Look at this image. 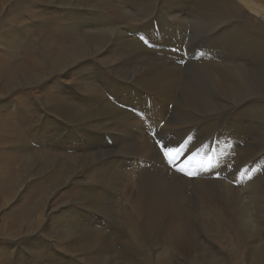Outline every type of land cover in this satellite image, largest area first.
<instances>
[{"label":"bare ground","instance_id":"1","mask_svg":"<svg viewBox=\"0 0 264 264\" xmlns=\"http://www.w3.org/2000/svg\"><path fill=\"white\" fill-rule=\"evenodd\" d=\"M67 1L69 2V0ZM160 1L124 0L123 2L128 5L132 14L142 20L146 13L154 21H161V8L168 9L170 17H166L161 21L163 32L168 31L170 24L184 25L189 21L183 20L182 14L178 12L181 10L172 8L173 4L180 7L179 1L181 0L177 2L166 0L162 3ZM237 1L256 13L262 11L261 6L255 0ZM55 2L51 5L52 7L64 5L63 0H55ZM10 4L12 5H9L8 10L0 9L1 12L7 10V15L13 12V17L15 9L18 12L25 9L22 0H13ZM68 6L88 10L95 8V14L99 17L97 23L91 26L82 23L79 30L85 29L84 35L80 36L77 41L72 40L56 44L55 47H53L55 42L47 43L44 36L41 37L38 44L34 45V57L37 59L36 64L39 66L36 72L31 70L33 71L32 74L28 73L27 70L30 69L25 67L24 64L19 68L17 67V73L13 76L14 79L10 80L12 84H10L6 93L2 96L0 91V99L6 100L7 98L3 97L11 91V88L12 90L29 86L33 88L39 85L42 90H45L46 83L50 78L64 74L66 70L67 73L69 70L71 74H83L86 79L99 82L102 90L96 88L91 92H87L89 89L85 88V83H75L82 90L83 97L90 108L71 104L66 102L67 99L63 101L59 97L54 98L56 96L50 97L55 102L48 103L44 100L40 102L41 104L39 103L41 110L47 112L45 113L47 114L46 124L51 126L48 134L44 133V126L34 130L39 143L45 138L48 141L56 139L55 135L51 133L52 126L61 129L63 124L65 126L69 125L66 128L67 133L61 134L57 140H61L62 143L66 142L65 144L69 147L79 148L85 154L71 160H64L63 156L56 153H53L50 156L51 158H40L39 153L32 151L33 147L30 146L28 139L20 138L17 141V146L21 148L20 152H22L20 159H27L21 167L17 180L13 175L7 178L5 174H0V196L5 192L1 188L6 190L8 196L4 195L0 198V211L5 206H9L17 197L22 201L23 194L26 193H24L25 188H30L34 179L50 175V171L53 172L54 170L56 171L53 174L61 173L55 183H52L49 187V195L38 200L33 209H26L25 213H22L20 217L22 219L19 220L16 228L11 229L9 227L10 222L6 224V230L1 232L5 235H0L8 241H16L24 236L29 237L35 232H39L37 230L40 229L42 233L37 237L42 236V238H34L32 241L31 236L27 241L29 247L26 249L23 243L20 246H17L16 242L4 243L5 249L8 252L16 253L19 260L28 264L30 263L29 256H32L33 260L37 258L36 251L32 249H37L38 253L47 254L48 259H50V254L59 252L60 261L66 260L64 256L70 258L76 256L74 254L81 253L79 264H143L149 263L142 253L150 245L152 249L161 248L162 252H168L171 249L177 255V258H183L187 264H218V261L215 260V257H212L209 250L212 246H216L215 249L217 248L218 251H216L219 253H217L218 259L222 264H231L233 260L236 262L234 264H243L241 255L242 258L246 256L245 260L249 264H264V35L261 32L264 25L262 27H250L243 22L239 23L233 15L231 16L232 9L229 8L225 0H192L189 10L196 22V24L194 23L195 29L192 28L194 31H192L193 39L191 43L195 52L202 48L198 43V39H205L207 29H211L209 23L218 25L230 20L233 24L219 33L218 42L213 50H210L212 54L215 52L222 53L218 56L219 59L217 57V62L214 64L206 57L205 61L201 60V66L191 68L192 70L185 79L179 74L180 63L175 58L180 54H176L178 52L175 53L171 47H168L167 51L175 55V57L170 58L176 62V65L173 67V64H167L168 67H163L164 64L160 62L157 63L160 64L159 68H155L153 56L156 52L162 50H156V46H152L150 42L157 45V47L163 45V43L153 36L143 35L150 41L151 47L149 48L141 37V32L152 27L153 22L145 20L142 25H129L132 31L136 30V33L131 30H121L120 27L102 28L94 31L92 28L104 25L100 23V18L106 17L105 13L101 11V8L106 7L105 0H75L73 3H68ZM111 7L115 9L117 6ZM156 8L159 9L157 12L155 11ZM45 10L46 12H55V14H59L61 11L58 6L45 8ZM1 12L0 16L2 15ZM65 12L68 13L67 18H65L68 19V23L62 26L66 30H72L70 26L76 25V15L73 10H65ZM30 13L22 14L27 15ZM141 13H144V15L142 16ZM22 14L20 17H23ZM188 16L190 17V14ZM85 17L87 16L83 18ZM36 22V19H34V22L29 23L26 20L23 22L21 20L14 21L12 28L8 26L3 31L2 35L5 36L4 46L2 44L0 47L5 50V55L13 57L19 53L26 37L33 31L32 26H37ZM152 32L155 31L152 30ZM50 34L52 35L51 32ZM230 42H234L236 47L225 45ZM109 53L114 54V57ZM243 53H246L247 57L243 65L236 64V66L230 67L227 64V61H234L242 57ZM200 56L203 58L202 55ZM201 57L199 58L201 59ZM94 58H100L102 63L94 61ZM36 59L32 61H36ZM30 60L31 58H29ZM259 62L261 63L258 65ZM93 69L97 70L93 72ZM260 70L262 73L259 72ZM9 72L4 69V76L1 75V78L6 79L9 77ZM11 73L14 74V72ZM51 82L55 83V81ZM152 90L158 92L152 104L145 107L143 103L137 102L144 100L147 92ZM178 90L181 92L179 97L176 96ZM15 91L18 92V90ZM46 96L43 98H46ZM75 98L78 101L80 100V96ZM259 100H263L260 101L262 103ZM170 104H173L172 108ZM13 106L16 105L13 104ZM232 106L236 108L228 118H225L228 111L227 113L224 111L230 110ZM20 108L21 114H25L27 106L25 108L20 106ZM144 110H148V117L159 119L156 124L147 125V121L142 115ZM171 116H173L172 120ZM204 118L211 122L206 127V134L211 133L215 126L214 123H217L219 127V134L215 139L218 146L209 155L211 161L220 162L223 165L230 163L234 156L238 155L235 153L239 150L238 137L240 136L243 144L241 157L245 162L243 165L246 167L251 166V159L253 160L252 163L254 162V167L247 168L245 172L243 171L242 177L235 174L240 182L236 184V181L233 180L232 183H235V185L229 184L230 187H228L225 196L223 195L224 191L218 187L212 190L205 187L201 194V205L200 201H195L189 196L187 201L186 198L182 200L179 194L180 188L188 186L193 181L189 179L191 173H187L186 176L184 173L174 171L175 187L166 183L164 173L172 172L170 164L177 160V156L175 155V160L169 153L171 149L169 151L161 147L165 153H167L166 151L169 153L165 155L164 161L155 144L157 145L156 141L160 136L166 133H177L181 126L193 124ZM84 122L90 125H99V128L97 130H84L75 127ZM161 122H164V124L161 125ZM40 125L42 126V123L35 126ZM114 131L120 132L119 140L115 137ZM81 132L82 134L85 133L84 141ZM90 132H101L102 139L94 137ZM117 140L122 144L128 142L124 145L128 151L125 150L124 146H121L120 150L116 152L114 144L117 143ZM99 146H101V150L95 152V149ZM165 162L167 166L164 167ZM89 165H91L90 168ZM85 167L89 168L85 174L87 180H84V183H88V185L85 186V190L83 189L75 197V201L88 208L86 213L79 212L82 206L72 207V205H69L68 203L71 201L61 202L62 204L57 206V203L50 202L51 195H54L51 192H59L71 181L76 180L74 179L75 176ZM255 167H258L257 171H255ZM6 168L9 169L0 165V173ZM201 171L195 169V176L199 178ZM11 173L13 174V172ZM203 177L206 179V176ZM221 180L223 181V179ZM215 182H217L216 179ZM203 184L205 183L203 182ZM209 184L212 185L211 179ZM76 189V192L81 190L80 188L78 191ZM66 192L68 191L66 190ZM77 213L83 219H77L79 223L75 224L76 217L74 215ZM92 214H95L98 218L93 219ZM4 219H6L5 216ZM53 220L59 222L62 228L49 230L48 227L53 223ZM11 226L13 225L11 224ZM23 226L34 229L18 235ZM240 230L242 237H239L238 242L242 243V239L246 238L248 243L241 255L238 251L239 244L236 245L233 243L235 241H231V239H236ZM53 239L58 244L60 243L59 245H65L66 243V248L57 247ZM134 252H138L140 256L136 260L133 258Z\"/></svg>","mask_w":264,"mask_h":264},{"label":"rangeland","instance_id":"2","mask_svg":"<svg viewBox=\"0 0 264 264\" xmlns=\"http://www.w3.org/2000/svg\"><path fill=\"white\" fill-rule=\"evenodd\" d=\"M12 1L13 0H0V9H7L8 10L9 5H12V4H10V3H12ZM48 1H49V3H48ZM51 1H52V3H51ZM74 1L75 0H69V2H68L67 0H63V4L64 5H61V6L60 5H55V6H58L60 8V10H61L59 14L58 13L55 14V12H46V10H45V8H53V7H55V6H53V7L51 6L52 4L56 3L55 0H25V1L22 0V2H24L25 9L23 11H19V12L15 9V15L13 17H12L13 12H11L9 15H7V13H6L7 10H4L3 13L0 10V12L2 13V15L0 16V43H1L0 45L3 44L2 46H4V39H5V36L2 35L3 31L8 26H10V28H12L14 21H20L21 20V22H23L24 20H26L29 23V22H34V19L37 20V22H36L37 26H32L33 31L30 33L29 36L26 37L25 43L20 48L19 53L17 54L18 56L15 55L13 57H9L8 55H5V50L0 47V91L2 93V96L6 93V90L8 89L10 84H12V82L10 80L14 79L13 76L17 73L16 70H18V68L20 66H23L22 64L26 65L25 67L30 69V70H27L28 73L32 74L33 71L36 72V70H37V68L39 66H38V64H36L37 63V59L34 57L35 56V54H34V49H35L34 45L38 44V42L40 41L41 37L44 36V40L46 39L47 43L48 42H52V43L55 42L53 44V47H55L56 44L66 43V42H68V41L70 42L72 40L73 41H77L80 38V36L84 35L85 34L84 32H86L85 29H83L82 31L79 30L82 23H85L86 25H90V26L97 23V20H98L99 17L95 14V11H94L95 8H92V9L88 10V9L73 8L71 6H68V3H73ZM123 1L124 0H116V1L115 0L114 1L113 0H111V1L110 0H105L106 7L105 8H101L102 9L101 11L105 13L106 17H101L100 18V23L104 24V25L97 26V27H94L92 29H94V31H96V30H99V29H102V28L106 29V28H110L111 27V29H112V28H116V27L119 28L120 27L121 30L124 29V31H128V30H131L130 29L131 25L132 26H134L135 24L136 25H142L143 21H145V20L153 22L154 25L152 27H150L146 31L141 32V37L143 38V42L145 43V45L147 47L150 48L151 45H152V46H156V50H162L161 52H156L155 55L153 56L155 68H157V69L159 68L160 64H157V63H160V62L164 64L163 67H165V66L168 67L167 64H173V67L176 65V62L173 59L170 58V57H175V55H173L172 53H169L167 51L168 47H171L174 50L175 53L178 52L176 54H180V55H178L179 57L176 56L175 58H177L178 59L177 60L178 63H180L179 64V74L181 75V77H183L185 79L188 76V73L192 70L191 69L192 67L195 68L197 66H201V63H200L201 60L205 61L206 60L205 58L207 57V59H210V61L215 64L217 62V60L219 59L218 56L222 55L221 52H215L214 54H212L211 51L213 50V48L215 47L216 43L218 42L219 33L222 32L227 26L232 25L233 24L232 21L229 20V22L227 21V22H224V24L221 23V24H218V25H214L212 23H209L208 25L210 26L211 29H207V31L205 33V39H203V40L198 39V43L200 44V46L202 48L198 49L195 52L194 49H193L194 47H193V45L191 43H192V39H193V32L192 31H194L193 29H195L194 23L196 24V22H195V20H193V18L191 16V13H190V10H189V5H190L192 0H181V1L175 0V2L179 1L180 7L175 6L173 4L172 8L173 9H177V10H181V11H178V12L182 14V16L184 18L183 20H189V21H187L186 24H184V25L183 24H180V25L170 24V28L168 29L167 32H163L161 30V21L163 19H165L166 17H170V13L167 11L168 9L165 8V10H164L163 8H161L162 9L161 12H160L161 21H157V20L154 21V19L152 17H148L146 15V13H145L146 16L144 15V13H141L142 16L144 15L143 16L144 19L142 20V19H139L136 15L132 14L130 9H129V7H128V5H125V3ZM165 1L166 0H161L160 2L162 3V2H165ZM225 1L229 5V8L232 9L231 16L233 15L234 19H236L239 23L243 22L244 24H248V26H250V27H253V26L262 27V25H264V0H255L261 6L260 9L262 11L260 13H256V12L252 11L251 9H249L247 7H244L237 0H225ZM30 2H31V4H30ZM5 6H7V7L5 8ZM111 6H117V7L115 9H113ZM62 7H63V9H62ZM126 7H128V8H126ZM125 8H126V10H125ZM26 10H27V12H26ZM65 10H67V11L68 10H73V12L76 15V18H75L76 25L70 26V28L72 30H66L62 26L65 23H68V19H65V18H67L66 16H67L68 13H66ZM158 10L159 9L156 8L155 11L157 12ZM63 11L65 12V14H64ZM155 11H154V13H156ZM30 12H32V13H30ZM22 13H30V14H27L28 15L27 16L26 14L24 15ZM21 14H22L23 17H20ZM188 14H190V17L188 16ZM84 16H87V17L83 18ZM37 17H39V19H37ZM131 18H132V20H131ZM60 21H62V22H60ZM137 22H139L140 24L139 23L137 24ZM75 28L76 29L78 28V29L76 30ZM73 29H75V30H73ZM152 30L155 31V32H152ZM55 31H57L58 33L55 32ZM133 31L136 33V30H133ZM50 32L52 33V35L51 34L49 35ZM261 32H263L262 35H264V28H261ZM167 34H168V36H167ZM77 35H78V37H77ZM143 35H145V36H149L150 35V36H153V37H155L157 39H160L162 41L163 45H159V47H157V45L152 44ZM182 35H183V37H182ZM54 36H55V38H54ZM173 36H174V38H173ZM174 40H176V41H174ZM2 41H3V43H2ZM149 42H150L151 45L149 44ZM174 44H176V45H174ZM225 45H227L229 47H236L234 45V42H230V43L225 44ZM181 48H182V51H181ZM109 55L114 57V54H112V53H109ZM200 55H202L203 58ZM199 57H201V59ZM217 57H218V59H217ZM242 57H239V58L235 59L236 61L235 60L234 61H227V64L230 67H234V66H236V64L243 65L246 62V58H247L246 57V53H243ZM29 58H31L30 61H29ZM35 59H36V61H32V60H35ZM94 59H92V60H94L96 62H99V63H102V60L100 58H94ZM103 59H105V58H103ZM260 63L261 62H259L258 65ZM157 65H158V67H157ZM224 65H225V63H224ZM105 67H106V69H108L107 66H105ZM2 69L3 70L7 69L8 72L10 71L9 72L10 75L6 79L5 78H1V75H3V70ZM256 69L257 68L255 67V70ZM31 70H33V71H31ZM96 70L97 69H93V72H95ZM11 72H14V74H12ZM65 72H64V74L55 75L52 78H50L49 81L46 83L47 87H46L45 90H42L39 85L38 86L36 85L33 88H31L30 86L29 87H24V88H16V89H13V90L11 88L10 89L11 91L9 93H7L3 97V98H7L6 100H2V98L0 99V165H3L4 167H8L9 168L8 170H7V168L3 169V172H1L0 174H3V175L5 174V176H7V178H9L11 175H13L14 178L17 180L18 174L20 173V170H21V167L24 164V162H26L25 159H27V158L20 159V156L22 155V152H20L21 148L17 146V143H18L17 141H19L20 138L28 139V142H29L30 146L33 147L32 151H34V152L36 151L37 153H39V157L40 158H44V157L51 158L50 156H52L53 153H56L59 156H63L64 160H69V159L71 160V159H74L75 157L78 158V157H80V156L85 154L79 148L69 147L68 145L65 144L66 142L62 143L61 140L60 141L57 140V138L59 136H61V134H66L67 133V129L66 128L69 125L65 126L63 124V126H62L63 129L62 128L58 129V128L52 126L53 130H52L51 133H53L55 135L56 139L52 140V141H48L45 138V140H43L41 143H39L38 139H36V132L34 131L36 128L40 129L41 127L44 126L43 127L44 128V133L48 134V132L50 131V128H51V126L49 124L48 125L46 124L45 118L47 117L46 116L47 114H45V113H47V112H46V110H45V112L43 110H41V108H40L41 107L40 106L41 103L40 102H43L44 100L47 101L48 103L55 102L53 99L51 100L50 97L56 96L54 98H58L59 97L63 101H66V99H67L66 102H69L71 104L78 105V106H83V107H86V108H90V105L86 102V100L83 97L84 95L82 93V90L78 86H76L75 83H85V86H86L85 88L89 89V91H87V92H91L93 89H96V88H97V90L98 89L102 90L99 82H96L95 80L86 79L83 74H71V72L69 70H68V73L67 72L65 73ZM259 72L262 73L261 70ZM11 75H12V77H10ZM51 81H55V83L51 82ZM95 83H97V84H95ZM183 83H184V81H183ZM50 86H52V87H50ZM49 89H50V91H49ZM15 90H18V92L16 93ZM78 90H80V91H78ZM46 92H48V93H46ZM49 92H51L50 93L51 96H50ZM64 94H66V95H64ZM157 94H158V92L155 91V90H152L150 92L148 91L147 92V96L145 97V99L142 100V101L139 100L137 102H139V103L141 102V103H143V105L145 107H148V105L153 103V99L155 98V96ZM177 94L178 95H176V96H178V97H179V95H181L180 90H178ZM46 95L48 96V98H47ZM57 95H59V96H57ZM44 96H46V98H43ZM76 96H80V100L79 101L75 98ZM66 97H68V98H66ZM69 97H70V99H69ZM42 98H43V100H42ZM9 100H11V101H9ZM260 101H263V100H259V102ZM247 102H248V100L246 101V103ZM260 103H262V102H260ZM13 104L16 105V106H13ZM35 104H37L38 106H36ZM170 105H171V108H172L173 104H170ZM20 106L23 107V108H25L27 106V108H25L26 109L25 110V114L24 113L21 114ZM175 107H176V105H175ZM235 108L236 107L232 106L230 108V110L227 109L226 111H224L226 113L228 111V113L225 114L226 115L225 118H228L232 114V112L234 111ZM147 112H148V110H144L142 112L143 117L147 121V125L156 124V121H158L159 119H156V118H153V117H148V113ZM168 115H169V113H168ZM6 116H8L9 118L6 117ZM43 117H44V119H43ZM172 117L173 116H171V120H172ZM3 118H5V119H3ZM10 118H12V119H10ZM10 122H12V124H10ZM36 123L37 124H41L42 123V126L41 125L40 126H35V125H37ZM195 123H197V124H195ZM195 123L190 124V125H185L184 127L181 126V128L177 131V133L176 132H174V134L166 133L163 136H160L157 139V141H156L157 145L155 144V146L160 151V153L162 154V156L164 158V161H165V157H164V155L162 153L161 147L165 148V149H167L169 151L171 149V151L169 152L170 155L172 157H174L175 160L177 158V160H176L177 162L176 161L172 162L174 164L176 163L174 168H172V165H171L172 163L170 164V169H171L172 172H165L164 173V179H165L166 183L171 185L172 187H175V185H176L175 176H174L175 174L173 173L174 171L184 173L186 176L188 175L187 173H191L190 176H195V172H194L195 169H199L200 171L202 170L201 173H199V178L196 177L195 179H191V180L194 181V182L193 181L190 182L191 185L188 184V186L182 187L179 190V194L181 195V199L182 200L184 198H186V201H187L189 199L188 198V196H189L191 199H193L195 201H200V203L202 205L201 194L205 190V187H209L210 190H212L213 188L215 189V188L218 187L220 190L224 191L223 195L225 196L226 193H227L228 187H230L229 184H231L233 182V180L236 181V184H239V182H240V179L238 177H235V174H237L236 176L242 177L244 172L247 170V168L249 169L251 167H254V162L252 163L253 160L250 159L251 166L246 167V166L243 165V163H245V162L243 161V158L241 157V149H242L243 144H242V137H240V136L238 137V148H239V150L236 151V153H235V154H238V155L234 156V158L230 161V163H228L227 165H223L220 162L211 161V159L209 158L210 157L209 155L212 152H214L215 149L218 146V142L215 140L216 137L219 134L218 124L214 123V125H215L214 128L216 127L217 129L213 128V130L211 131L210 134L209 133L206 134V132H205L206 131V127L211 122L208 121L206 118H204V119H201L200 121H196ZM163 124H164V122H161V125H163ZM75 127L76 128L78 127V129H84V130H87V129L97 130L99 128V125H90L89 123L84 122V123H82V124H80L78 126H75ZM17 128H19L20 131ZM55 128H56V134H55ZM196 130H198V131H196ZM192 131H194V132L192 133ZM114 132H115V137H117V139L119 140L120 139V132H118V131H114ZM81 134H82V132H81ZM90 134H92L94 137L96 136V138H98V139H102L101 138L102 137V133L101 132H94V133L90 132ZM82 136H83L82 140L84 141L85 140V133L84 132H83ZM103 138L105 140L104 136H103ZM204 139H206L207 141L204 140ZM118 140H117V143L114 144L116 152L120 150L121 146H124L125 144L128 143V142H125V143L122 144V142L120 143ZM44 143H47V144L45 145ZM205 147H207V148H205ZM124 148H125V150H127L126 146H124ZM100 150H101V146L97 147L95 149V152H99ZM76 151H78V152H76ZM166 152L168 153V151H166ZM3 153H5V154L3 155ZM175 155L177 156L176 158H175ZM8 156H10L11 158L8 157ZM178 158H179V160H178ZM180 159H181V161H180ZM207 159H209V160H207ZM168 161L170 162V160H168ZM90 166L91 165H89L88 167L90 168ZM165 166H167V163L164 165V167ZM88 167L87 168L85 167L82 171H80L79 172L80 174L78 173L77 176H75V178H74L76 180L71 181L61 191L56 192V193H55V191H52L51 194L53 193L54 195H51L50 202L57 203L56 204V206H57L59 204L71 201V202L68 203L69 205H72V207H75L76 205L79 206V207L82 206V208H81V210L79 212L83 211L84 213H86L88 208L83 207V205L80 202H78V201L76 202L75 201L76 200L75 197L77 195H79L83 189L85 190V186L88 185V183H84V180L85 181L87 180V177L85 176V174H86L87 169H89ZM224 169H226V170H224ZM257 169H258V167H255V171H257ZM55 171L56 170H54L53 172L50 171V175H46L47 177L46 176H44V177L41 176V177H38V178L34 179V181H32V183H31L30 188H25L24 193L25 192L26 193L23 194L24 196H23L22 201H20L19 198L17 197L14 201H12V203L9 206H5L0 211V235H5L4 233H1V232L3 230H6V227H7L6 224H9V222H10V226L9 227L11 229L12 228H16L19 220L22 219V218H20L22 216V213L23 212L25 213L26 209H29V208L33 209V207L36 206L38 200H40L44 196L46 197V196L49 195V191H50L49 187L51 186L52 183H55V181L59 178V175L61 173V172L60 173L58 172V173L53 174ZM11 172H13V174ZM55 175H56V177H55ZM203 176H206L207 180L204 179L205 177H203ZM230 176H231V178L233 177L232 180H230L231 179ZM49 177H51V178H49ZM2 178H4V177H2ZM197 178H198V181H197ZM210 179L212 180V185L209 184V180ZM215 179L217 180V182H215ZM221 179H223V181ZM3 182H5V181H3ZM203 182L205 184H203ZM40 184H42V185H40ZM232 184L235 185V183H232ZM193 185H195V187H193ZM219 185H220V187H219ZM76 187H78V188L76 189ZM186 188H188V189H186ZM75 189L77 191L78 190H80V191L76 192ZM1 190L5 191V192H3L1 194L0 198H2L4 195L6 197H8L6 190H4L2 188H1ZM66 190L68 192H66ZM198 190H200V191H198ZM192 191H193V193H192ZM61 194H62V196H61ZM223 195H222V198H223L222 200L224 201V196ZM24 206H26V207H24ZM63 207H61V208H63ZM55 212H57V211H55ZM78 213L74 215L76 217V219L74 221L75 224L79 223V222H77V219L78 220H82L83 219V217L79 216ZM2 214H3V216H2ZM92 215H93L92 216L93 219L98 218V216H96L95 214H92ZM4 216H5L6 219H4ZM104 221H107V220H104ZM11 224L13 226H11ZM59 224H60L59 222L57 223V221L53 220V223H51L49 225L48 229L49 230H55V229L62 228L61 224L60 225ZM35 227H37V226H35ZM68 228H69V225H68ZM32 229H34V228H29L28 229L26 226H23L19 230L18 235L21 234V233L29 232ZM37 231H39L40 233L39 232H37V233L35 232V234L31 235L32 237L31 236H29V237L28 236H24L22 238L17 239L16 241L15 240L8 241V240H6L4 238V236H0V264H28L25 261L19 260L16 257V255H17L16 253L8 252V250L5 249L4 246H5L6 243H9V242L15 243L16 242L17 246L18 245L20 246L23 243V245H25L24 248L26 249L27 247H29L28 244H27V241L30 239V237H31L32 241H33L34 238H42V236L37 237L39 234L42 233L40 231V229H38ZM239 237H242L241 230H240V233H238L236 239H231V241L232 242L235 241L233 243H235L236 245L239 244L238 245V251H239V254L241 255V253H243V250H244V248H246L248 243L246 242V238L242 239V241H243L242 243L243 244L239 243L238 242L239 239H240ZM53 240L55 241V239H53ZM59 244H58V242H56V246L57 247L66 248L65 247V245H67L66 243H65V245H59ZM8 245H10V244H8ZM215 247L216 246H212L211 249H209V250H210V252L212 254V257H215V260L218 261V264H222V262L219 261V259H218L219 258V256H218L219 253L217 252L218 249L217 248L215 249ZM31 249H30L31 252H32V250L36 251V257L37 258L33 260V257L29 256L28 257V258H30V263L29 264H70V263L71 264L72 263L73 264H79L78 262L80 261L79 256L81 255V253L74 254L76 256L70 257V258H67L66 256H64L66 260L65 261H60V253L59 252H57L56 254H50L51 255L50 259H48L47 254H45L43 252H39L38 253L37 249H32V250ZM149 249H150V251H149ZM169 251H171V252H169ZM146 252H148V253H146ZM167 253H169V254H167ZM62 254L65 255L64 253H62ZM133 254L132 255H133L134 260H136L137 258L140 257L138 252H134ZM142 254H143V257H146L148 259V262H149V263H143V264H175V263H177V264H180V263L181 264H187V262L183 258H177V255L171 249L168 250V252H162L161 248L152 249V247L149 245L148 249L146 248V250ZM160 254H162V255H160ZM214 254H215V256H214ZM240 257L242 259L243 264H249L248 261L245 260L246 256L242 258V255H241ZM164 258L165 259L167 258V259L165 260ZM197 261H198V259H197ZM173 262H175V263H173ZM234 262L235 261L233 260L231 262V264H234Z\"/></svg>","mask_w":264,"mask_h":264},{"label":"snow or ice","instance_id":"3","mask_svg":"<svg viewBox=\"0 0 264 264\" xmlns=\"http://www.w3.org/2000/svg\"><path fill=\"white\" fill-rule=\"evenodd\" d=\"M165 155H167V153H165Z\"/></svg>","mask_w":264,"mask_h":264}]
</instances>
